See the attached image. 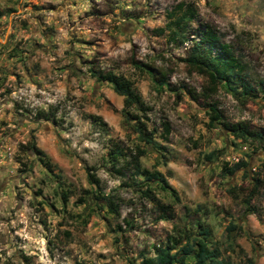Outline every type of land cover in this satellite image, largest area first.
<instances>
[{
	"label": "rangeland",
	"instance_id": "374dc122",
	"mask_svg": "<svg viewBox=\"0 0 264 264\" xmlns=\"http://www.w3.org/2000/svg\"><path fill=\"white\" fill-rule=\"evenodd\" d=\"M178 3L191 4L0 0V264H138L165 238L196 233L198 221L221 264H264V98L257 90L264 83L258 12L264 0H248L246 15L237 8L227 26L192 6L182 44L171 40L168 27ZM205 27L247 64L254 94L219 83L203 97L207 77L182 59L195 30ZM90 69L132 83L147 108L139 121L146 131L155 127L152 144L137 138L123 117L122 97ZM161 76L167 85L158 89ZM207 103L259 137L236 139L218 124L209 126ZM39 109L54 120L36 118ZM31 142L52 172L26 148ZM114 145L126 153L117 162L107 156ZM136 145L144 150L141 169L158 171L168 187L131 174L127 153ZM240 161L246 164L220 174L223 162ZM255 178L261 185L250 200L254 213H246L243 200ZM96 194L110 199L117 214Z\"/></svg>",
	"mask_w": 264,
	"mask_h": 264
},
{
	"label": "trees",
	"instance_id": "16d2710c",
	"mask_svg": "<svg viewBox=\"0 0 264 264\" xmlns=\"http://www.w3.org/2000/svg\"><path fill=\"white\" fill-rule=\"evenodd\" d=\"M179 12L170 21L168 27L170 28L171 40H178L179 43H185V32L190 20L195 16V9L191 4L178 3L175 7ZM197 39L194 40L186 49V56L182 59L189 67L194 68L199 73L207 77L208 87L206 93H203V97H207L209 93L216 89L217 84L223 83L227 90L239 95H251L254 94L255 88L251 85V78L247 75V64L244 63L239 55H237L232 49L231 45L223 43L219 40L216 33L209 27L204 29L195 30ZM135 63V62H133ZM90 76L97 81H104L111 85L113 92L122 97L123 104V117L127 121L132 122L137 138L145 144H152V135L155 131V127L146 131L145 127L139 121L138 114L144 113L147 108L143 105L140 95L135 91L132 83L111 71L103 70H91ZM149 74V73H148ZM150 76L153 75L149 74ZM158 89L163 85H167L163 76L160 80H157ZM257 90L264 98V83L259 80L257 82ZM239 88V90H237ZM189 92V91H188ZM177 96V95H176ZM190 96V93H189ZM207 118L209 126L214 124L220 125L229 134L238 139L249 137H259L256 131L249 128L248 124L243 121L228 122L224 119L222 113L216 108L214 104L207 103ZM36 118L45 120H54L52 116L45 112L43 109H39L35 112ZM103 125V123H102ZM162 133H168V125H162ZM264 142V139L263 141ZM32 152L37 154L39 162L48 171L52 172V165L48 161L46 155L31 142L27 147ZM144 150L140 149L137 145L134 147L133 152L127 153L129 157L130 170L133 176H143L144 181L149 178L155 179L161 182V187H168L165 179L161 173L154 170L148 172L141 169L139 158L143 154ZM126 153L122 147L114 145L109 149L107 156L112 162L124 156ZM211 153L206 157L210 158ZM245 162L233 163L228 165L227 162H223L221 165L220 174H232L240 166L245 165ZM118 175H122L121 169L115 167L112 169ZM87 178L90 183L97 185L98 180L93 173L87 172ZM253 185L243 200V204L246 208V213H254L253 207L250 205L251 198L257 193L258 186L261 185L259 179H253ZM173 192V191H172ZM94 196V195H93ZM97 200H102L103 204L107 207L110 213L117 214L116 206L105 197H98L97 194L94 197ZM104 200V201H103ZM158 210L161 213H168V206L158 204ZM229 229L233 228V224H229ZM196 233H188L185 230L180 231L176 236H170L165 238L163 242H160L153 247V255L143 257L138 264H221L217 259L218 252L216 249L210 248L206 242V229L199 223H196ZM183 244V245H181Z\"/></svg>",
	"mask_w": 264,
	"mask_h": 264
},
{
	"label": "clouds",
	"instance_id": "9594fccd",
	"mask_svg": "<svg viewBox=\"0 0 264 264\" xmlns=\"http://www.w3.org/2000/svg\"><path fill=\"white\" fill-rule=\"evenodd\" d=\"M191 6L199 9L201 15L210 17L215 23L227 26L230 23L231 12L239 9V14L246 15L245 6H248V0H190ZM260 0H252V4H259ZM235 6V7H232ZM259 20L264 21V8L258 9Z\"/></svg>",
	"mask_w": 264,
	"mask_h": 264
},
{
	"label": "built area",
	"instance_id": "2783aa9c",
	"mask_svg": "<svg viewBox=\"0 0 264 264\" xmlns=\"http://www.w3.org/2000/svg\"><path fill=\"white\" fill-rule=\"evenodd\" d=\"M185 46H186V44H185Z\"/></svg>",
	"mask_w": 264,
	"mask_h": 264
}]
</instances>
